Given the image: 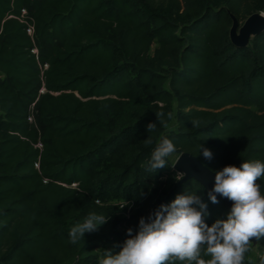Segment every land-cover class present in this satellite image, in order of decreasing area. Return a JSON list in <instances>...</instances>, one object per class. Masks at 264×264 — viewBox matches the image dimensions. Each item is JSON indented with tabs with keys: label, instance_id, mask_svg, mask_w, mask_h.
<instances>
[{
	"label": "trees",
	"instance_id": "16d2710c",
	"mask_svg": "<svg viewBox=\"0 0 264 264\" xmlns=\"http://www.w3.org/2000/svg\"><path fill=\"white\" fill-rule=\"evenodd\" d=\"M228 9L244 22L264 0H0V264H99L180 194L207 203L209 225L227 218L175 163L142 165L163 137L215 172L264 162V32L236 47ZM174 102L168 132L156 112ZM110 197L142 206L69 243Z\"/></svg>",
	"mask_w": 264,
	"mask_h": 264
},
{
	"label": "clouds",
	"instance_id": "9594fccd",
	"mask_svg": "<svg viewBox=\"0 0 264 264\" xmlns=\"http://www.w3.org/2000/svg\"><path fill=\"white\" fill-rule=\"evenodd\" d=\"M264 16V12L261 13ZM158 122L167 128L173 113L156 112ZM199 128L200 121L192 119ZM157 123H149L147 131L153 133ZM153 143L151 135L145 140ZM177 151L174 142L163 137L156 144L150 159L142 165L149 173H156L168 165V158ZM203 157L211 160L213 153L204 148ZM264 177V162L243 161L239 166L227 165L215 175L214 187L208 192L210 201L218 204V196L232 202L226 219H217L209 225L205 216L208 205L194 194H180L170 203L162 204L148 220L141 217L139 230L128 238L119 252L107 250L99 264H244L245 254L253 241L264 239V194L257 181ZM78 191V189H76ZM96 203L99 205V201ZM128 201L121 203L120 209ZM109 216L97 212L89 214L72 226L69 243L84 239L107 223ZM264 264V256L260 258Z\"/></svg>",
	"mask_w": 264,
	"mask_h": 264
},
{
	"label": "water",
	"instance_id": "95a60500",
	"mask_svg": "<svg viewBox=\"0 0 264 264\" xmlns=\"http://www.w3.org/2000/svg\"><path fill=\"white\" fill-rule=\"evenodd\" d=\"M228 12L232 19L229 31L230 40L236 47L246 48L252 38L264 32V16L261 15L263 11L252 13L242 24L229 9ZM174 168L183 175V180L195 179L208 192L214 187L216 172L189 151H183L179 154ZM218 199L224 201L231 210L232 202L230 200L220 196H218Z\"/></svg>",
	"mask_w": 264,
	"mask_h": 264
},
{
	"label": "rangeland",
	"instance_id": "374dc122",
	"mask_svg": "<svg viewBox=\"0 0 264 264\" xmlns=\"http://www.w3.org/2000/svg\"><path fill=\"white\" fill-rule=\"evenodd\" d=\"M264 12V10H263ZM243 22H241L242 24ZM157 45V43H155L152 47V49H154V47ZM172 110H173V119L171 120V122L169 123V126L166 128L168 132H173L177 129V115L179 113L176 103L174 102L172 104ZM179 156V153L176 151L175 153H173V155L171 157L168 158V160L171 163H175V161L177 160ZM180 173V172H179ZM181 174V173H180ZM128 201V204L125 208L120 209L118 205H120L121 203H125ZM106 205L111 207V216L109 217L110 219H120L124 216L128 217L131 214L136 213L137 211H139L141 209V202H137L134 200H124L122 198H114V197H110L109 199L103 201ZM259 256V252L257 250L256 247V241H253L252 243V251L250 254V261L253 262L254 264H258L257 262V258Z\"/></svg>",
	"mask_w": 264,
	"mask_h": 264
},
{
	"label": "built area",
	"instance_id": "2783aa9c",
	"mask_svg": "<svg viewBox=\"0 0 264 264\" xmlns=\"http://www.w3.org/2000/svg\"><path fill=\"white\" fill-rule=\"evenodd\" d=\"M30 31L32 32V29H30ZM123 246V245H122ZM122 246H121V248H122ZM121 248H120V250H121Z\"/></svg>",
	"mask_w": 264,
	"mask_h": 264
}]
</instances>
